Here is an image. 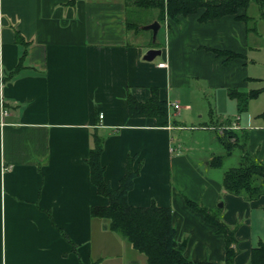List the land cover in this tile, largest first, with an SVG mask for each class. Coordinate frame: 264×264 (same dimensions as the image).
I'll list each match as a JSON object with an SVG mask.
<instances>
[{
	"label": "crops",
	"instance_id": "1",
	"mask_svg": "<svg viewBox=\"0 0 264 264\" xmlns=\"http://www.w3.org/2000/svg\"><path fill=\"white\" fill-rule=\"evenodd\" d=\"M153 10L144 24L160 23L155 39L143 24L130 27L137 6L127 0H0V98L8 109L0 118V264H147L107 219L91 214L93 205L109 203L90 176L96 134L104 138L105 180L116 188L128 156H135L140 167L129 203L171 206L186 257L221 263L226 255L224 235L186 199L219 207L236 226L234 264H250L252 248L264 242V193L255 199L231 193L223 185L230 167L214 172L236 147L240 161L252 155L264 162L260 91L244 110L230 94L255 90H243L254 78L247 54L260 48L248 46L253 31L232 14L160 22ZM154 47L161 54L146 60ZM216 50L242 56L226 60ZM192 78L208 80L214 101ZM153 90L180 104L169 106L167 125L129 114L128 95L145 101ZM189 130L198 131V142L183 141ZM225 130L234 133L230 150ZM217 157L221 164L213 165Z\"/></svg>",
	"mask_w": 264,
	"mask_h": 264
},
{
	"label": "trees",
	"instance_id": "2",
	"mask_svg": "<svg viewBox=\"0 0 264 264\" xmlns=\"http://www.w3.org/2000/svg\"><path fill=\"white\" fill-rule=\"evenodd\" d=\"M137 7L146 10H158L157 18L164 22L176 20L179 15L199 14L201 21L220 18L232 14L241 20L249 21L252 16L248 13L251 3H256L260 15L264 16V0H127ZM130 27L140 29V24L133 19L128 21ZM21 39V36L18 35ZM155 40L153 46H157ZM219 55L232 59L242 56V53L231 50H216ZM22 59V58H21ZM20 62L12 74L21 69ZM260 90L241 92L230 89V94L238 101L239 110L248 106L251 98ZM128 110L131 116H152L156 118V125H167L169 122V105L167 100L159 97L158 91L153 90L152 95L145 101H139L132 94L128 95ZM234 135L233 130H225L222 138L226 145H235L230 141ZM224 140V139H223ZM104 138L94 135V144L90 149L88 163L90 176L96 185L97 191L109 198L106 205H93L91 214L95 217L105 218L111 230L120 234L136 250L146 256L147 264H234L239 251L237 247L236 226L226 223L220 212L202 207L190 199L188 205L202 212L206 221L215 226V230L225 237L226 255L221 263L209 260H193L184 255V246L176 239V228L173 224V210L171 206H159L152 203L148 206L133 205L128 201V192L134 185V179L139 173V167H134L135 156L127 158L125 173L114 188L104 178V166L101 162ZM221 157L212 160V164L220 165ZM141 164V162H140ZM139 164V165H140ZM223 185L227 191L244 195L247 199H255L264 193V162L254 159L252 155H245L240 163L230 167L224 172ZM91 264H100L98 260ZM250 264H264V242L254 246L250 255Z\"/></svg>",
	"mask_w": 264,
	"mask_h": 264
},
{
	"label": "rangeland",
	"instance_id": "3",
	"mask_svg": "<svg viewBox=\"0 0 264 264\" xmlns=\"http://www.w3.org/2000/svg\"><path fill=\"white\" fill-rule=\"evenodd\" d=\"M153 11L154 10H146L137 7L136 14L133 17L131 16L130 17L136 23L140 25L142 24L146 25L144 23H146V20L149 17V13ZM248 13L252 16V19L249 21L248 24L251 30L253 31L250 33L248 37V46L258 45L260 46V48L251 49L247 54L248 56L247 64L251 69V73L254 74V76H252L254 78L250 80L249 86L245 87L243 90H249L250 88L260 90V93L255 98V101L259 100L258 102L261 103V106H258L261 108V110H257V111L264 112V16L260 15V9L255 3H251L250 7L248 8ZM255 31H257L258 33H255ZM253 59L255 60L254 62L252 61ZM192 80L193 83L195 84L196 89L199 88L200 85H201L200 87L203 86L207 88L208 91L206 92V100L210 99L211 101H214V95L211 94L209 91L210 90L208 88L209 82L207 79L205 81L203 79H200V81H198L196 78H192ZM251 104H253V102H251ZM249 109H252V111H256L255 105L250 106ZM228 115L231 114L228 113ZM191 121H195V119L192 120V118H189L187 123H193ZM174 133L178 135V131H174ZM183 134H184L183 141L186 140L188 144L199 141L200 137L198 136V131H193V130H189L187 132L183 131ZM197 148L199 149V145L195 144L194 146H192L191 151H194ZM215 151L217 150L215 149ZM240 152L241 150L239 149V147H236L235 154H233L232 156H226L224 158L222 167L215 168L214 172L218 175L220 174V171L222 172L224 170V168L238 165V162L240 161V159L238 158ZM219 209H220L219 207H216L214 210H219ZM181 243L183 245L184 239L181 241Z\"/></svg>",
	"mask_w": 264,
	"mask_h": 264
},
{
	"label": "water",
	"instance_id": "4",
	"mask_svg": "<svg viewBox=\"0 0 264 264\" xmlns=\"http://www.w3.org/2000/svg\"><path fill=\"white\" fill-rule=\"evenodd\" d=\"M159 27H160V23L157 20L144 26V28L152 29L154 39L157 36V32H158ZM161 52L162 51L160 48H155V47L150 48L147 50L146 54L144 55V58L146 60H153L157 55H160ZM185 244H186V242L184 241L183 245H185Z\"/></svg>",
	"mask_w": 264,
	"mask_h": 264
},
{
	"label": "built area",
	"instance_id": "5",
	"mask_svg": "<svg viewBox=\"0 0 264 264\" xmlns=\"http://www.w3.org/2000/svg\"><path fill=\"white\" fill-rule=\"evenodd\" d=\"M160 65L165 66L166 63L162 62ZM168 105L172 106L175 109H178L180 107V104L178 102H174V101H168ZM7 114H8V109L6 108V106H5L4 102H3V99L0 98V118H1V120H3V117L5 115H7ZM102 116H103V114H100V117H102Z\"/></svg>",
	"mask_w": 264,
	"mask_h": 264
}]
</instances>
